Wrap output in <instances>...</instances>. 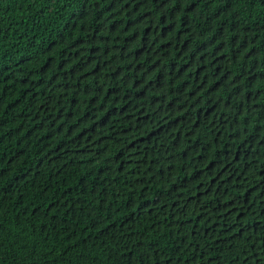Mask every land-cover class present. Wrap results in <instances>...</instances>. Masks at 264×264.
I'll return each mask as SVG.
<instances>
[{"label": "trees", "instance_id": "1", "mask_svg": "<svg viewBox=\"0 0 264 264\" xmlns=\"http://www.w3.org/2000/svg\"><path fill=\"white\" fill-rule=\"evenodd\" d=\"M0 222L5 264H264V5L0 0Z\"/></svg>", "mask_w": 264, "mask_h": 264}, {"label": "snow or ice", "instance_id": "2", "mask_svg": "<svg viewBox=\"0 0 264 264\" xmlns=\"http://www.w3.org/2000/svg\"><path fill=\"white\" fill-rule=\"evenodd\" d=\"M241 2H246L249 5H264V0H241ZM233 3V0H226L227 6H231ZM107 227V225H105ZM7 244L9 247L7 248V251L11 253L12 251H19L21 248H24L27 246L26 242L18 241L15 237H13L11 240H7ZM5 248H6V237L3 230V224L0 222V264H5V261L3 260V256L5 255ZM247 259V257H246ZM8 264H16V261H10ZM246 264V261H245Z\"/></svg>", "mask_w": 264, "mask_h": 264}]
</instances>
